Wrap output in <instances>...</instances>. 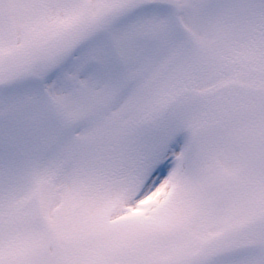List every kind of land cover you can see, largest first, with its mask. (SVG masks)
<instances>
[{
    "label": "snow or ice",
    "instance_id": "6c2138e0",
    "mask_svg": "<svg viewBox=\"0 0 264 264\" xmlns=\"http://www.w3.org/2000/svg\"><path fill=\"white\" fill-rule=\"evenodd\" d=\"M0 264H264V0H0Z\"/></svg>",
    "mask_w": 264,
    "mask_h": 264
}]
</instances>
